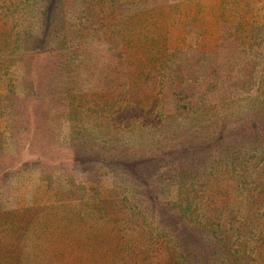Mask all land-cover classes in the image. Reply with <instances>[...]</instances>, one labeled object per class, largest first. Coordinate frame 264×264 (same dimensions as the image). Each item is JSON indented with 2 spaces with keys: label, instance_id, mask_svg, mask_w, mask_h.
<instances>
[{
  "label": "rangeland",
  "instance_id": "rangeland-1",
  "mask_svg": "<svg viewBox=\"0 0 264 264\" xmlns=\"http://www.w3.org/2000/svg\"><path fill=\"white\" fill-rule=\"evenodd\" d=\"M105 1L0 0V215L58 189L106 197L115 170L135 190L112 163L142 151L113 136L133 106L173 112L256 89L264 0ZM182 184L161 193L179 200Z\"/></svg>",
  "mask_w": 264,
  "mask_h": 264
},
{
  "label": "trees",
  "instance_id": "trees-1",
  "mask_svg": "<svg viewBox=\"0 0 264 264\" xmlns=\"http://www.w3.org/2000/svg\"><path fill=\"white\" fill-rule=\"evenodd\" d=\"M113 136L142 144L112 160L132 170L135 190L115 170L106 197L58 189L49 204L6 208L0 224L16 226L0 231V264H264V71L241 97L133 106ZM178 182L185 197L167 199L161 188Z\"/></svg>",
  "mask_w": 264,
  "mask_h": 264
}]
</instances>
